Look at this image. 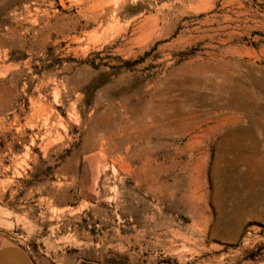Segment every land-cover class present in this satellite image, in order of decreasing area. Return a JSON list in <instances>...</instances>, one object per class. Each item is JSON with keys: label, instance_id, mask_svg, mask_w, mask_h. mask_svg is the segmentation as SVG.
I'll use <instances>...</instances> for the list:
<instances>
[{"label": "rangeland", "instance_id": "obj_1", "mask_svg": "<svg viewBox=\"0 0 264 264\" xmlns=\"http://www.w3.org/2000/svg\"><path fill=\"white\" fill-rule=\"evenodd\" d=\"M63 2L0 0V246L264 264V0Z\"/></svg>", "mask_w": 264, "mask_h": 264}, {"label": "crops", "instance_id": "obj_2", "mask_svg": "<svg viewBox=\"0 0 264 264\" xmlns=\"http://www.w3.org/2000/svg\"><path fill=\"white\" fill-rule=\"evenodd\" d=\"M0 264H33L29 253L19 246L1 245Z\"/></svg>", "mask_w": 264, "mask_h": 264}, {"label": "bare ground", "instance_id": "obj_3", "mask_svg": "<svg viewBox=\"0 0 264 264\" xmlns=\"http://www.w3.org/2000/svg\"><path fill=\"white\" fill-rule=\"evenodd\" d=\"M93 1V0H92ZM99 3V2H98ZM103 3V2H102ZM59 4L62 6V7H65V3L63 2V0H59ZM99 14V13H98ZM102 15V14H101ZM97 17V15H96ZM100 20V18H99Z\"/></svg>", "mask_w": 264, "mask_h": 264}]
</instances>
